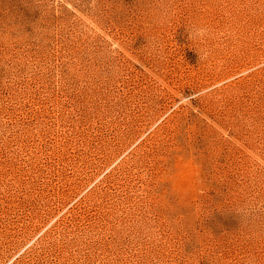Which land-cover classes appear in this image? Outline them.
Here are the masks:
<instances>
[{
  "label": "rangeland",
  "instance_id": "1",
  "mask_svg": "<svg viewBox=\"0 0 264 264\" xmlns=\"http://www.w3.org/2000/svg\"><path fill=\"white\" fill-rule=\"evenodd\" d=\"M0 264H264V0H0Z\"/></svg>",
  "mask_w": 264,
  "mask_h": 264
},
{
  "label": "clouds",
  "instance_id": "2",
  "mask_svg": "<svg viewBox=\"0 0 264 264\" xmlns=\"http://www.w3.org/2000/svg\"><path fill=\"white\" fill-rule=\"evenodd\" d=\"M189 32V38L192 39L195 37H203L207 33V29L203 27H193L188 29Z\"/></svg>",
  "mask_w": 264,
  "mask_h": 264
}]
</instances>
